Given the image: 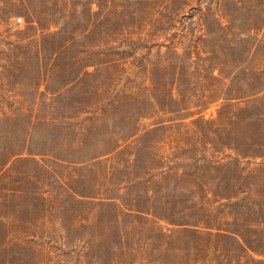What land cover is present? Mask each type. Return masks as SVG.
<instances>
[{
	"label": "rangeland",
	"instance_id": "374dc122",
	"mask_svg": "<svg viewBox=\"0 0 264 264\" xmlns=\"http://www.w3.org/2000/svg\"><path fill=\"white\" fill-rule=\"evenodd\" d=\"M31 1L35 11H43L52 4L61 9L66 1L75 2L82 11L86 0ZM3 2L0 0V50L5 48V41L26 40L35 32L27 24L32 16L19 14L4 18ZM91 9L97 24L93 44L133 40L137 43V57L123 61L116 56V62L100 67L87 82L89 85L83 87L88 88L86 94L76 90L61 96L41 94L45 85L38 93L33 89L16 91L12 101L28 116H14L2 124L11 143L26 142L23 156L44 165L42 170L31 167L30 176L38 172L44 176L31 183H38L41 192L48 190L51 194L45 202L31 200V206H48L44 205L48 213L34 230L43 232L46 240L43 245L28 249L30 261L35 264H210L211 257L203 256L202 245L193 248L189 235L183 234L182 238L179 233L170 232L178 230L177 225L122 214L133 205L134 197L144 198L148 189L156 197L168 196L172 200L176 195L174 211L165 213L170 218H191V215L194 218L196 212L220 218L230 215L229 221L237 218L245 235L250 236L248 230L253 231V238L263 251L264 169L257 164L261 159L242 158L241 171L235 170L234 164L230 171H211L196 161L202 157L235 156L241 150L248 154L258 150L252 142L242 140L235 116L227 124L229 121L221 120L218 110L224 98H230L229 113L241 118L239 108L246 107L256 93L264 90V0H95ZM68 15L67 10L65 16ZM3 94L12 96L6 89ZM263 94L264 91L259 95ZM130 97L138 101L132 109L115 108L114 99L122 98L121 106ZM213 98L221 99L199 112L202 102ZM258 98L249 111L260 117L256 114L259 110L264 112V97ZM97 99L100 103L95 111L91 105ZM1 104L4 108L5 102L1 101L0 109ZM193 112L200 114L190 117ZM92 115L97 117L91 120ZM154 125L157 131L148 138L140 161L134 166V150L128 145L133 142L130 134ZM258 127L264 128V121ZM89 129L93 131L86 142L78 145L80 132ZM206 129L211 131L207 137L203 134ZM197 136H205L206 142L180 147L185 140L192 142ZM115 139L127 141H120L119 153L99 158L95 163L91 161L94 167L71 164L79 156L78 151L80 154L103 152L115 144ZM161 170L171 173L162 178ZM234 171L249 176L258 186L252 187L253 194L242 205L240 202L241 207L236 210L217 203L201 205L203 194L187 179L188 176H228ZM142 175L150 179L148 184L127 185L130 178ZM68 189L76 192V196H62ZM116 195L123 201L99 205L105 198L113 200ZM60 197L65 200L61 201Z\"/></svg>",
	"mask_w": 264,
	"mask_h": 264
},
{
	"label": "trees",
	"instance_id": "16d2710c",
	"mask_svg": "<svg viewBox=\"0 0 264 264\" xmlns=\"http://www.w3.org/2000/svg\"><path fill=\"white\" fill-rule=\"evenodd\" d=\"M94 2L95 0L84 1L82 11L79 10L75 2L69 3L68 1H66V6H61V9L57 8V4H52L50 8H44L43 11H35V6L31 0H4L3 2L5 5L2 8L4 18L19 14L32 16L31 19L27 20V24L29 25L28 28L32 26L35 32L26 40L17 38L16 40L5 41V48L0 50V103L1 101L5 102L4 108L1 104L0 109V264H35L34 261H30L28 249L43 245L46 240L43 232H34V230L38 227L37 223L46 217L48 209L45 208L48 206L45 204V208L44 205L40 208L36 205L31 206V200L45 202L50 199L49 195H51L48 190L41 192L38 183H31L34 179L40 180L44 177L40 172L34 177L30 176L31 167L42 170L44 165L33 160L34 158L30 159L23 156L26 151V142H23V144L11 143L7 133L2 130V124L13 119L14 116H28L26 111L12 101L16 97V91L33 89L35 93H38L41 87L45 85V92L41 94L48 93L61 96L63 93L72 90L86 94L88 88L84 89L83 87L89 85L87 82L98 73L100 67L109 66L111 63L116 62L117 60L114 58L116 56L120 57L117 59L123 61L137 57L135 56L137 43L133 40H121L119 43L100 42L98 40L101 43L100 45L95 46L93 44L92 36L95 29H97L96 20L93 18L95 13L91 9ZM67 10L69 15L65 16ZM52 27H56V29L52 30ZM134 63L133 61L130 64L134 65ZM91 68L94 70L90 71ZM4 89L11 93V98L4 96ZM263 91L261 89L260 92L256 93L257 96L254 94L256 97L249 100L246 107L239 108L241 118L235 113L232 115L229 113V108L232 106L229 102L230 98H224L218 110L220 119L229 121L227 124H231L232 117L235 116L237 120L235 126H239L241 129L240 136L242 140L247 139L252 142L258 150L256 149L248 154L244 152L245 150L240 149L241 151L235 156L226 155L224 158L207 159L202 157L196 161L202 162L201 167H208L211 171L221 169L230 171V166L234 164L235 170L239 168L241 171L242 158H260L261 160L257 164H260V169H264V128L258 127L264 121V118H260L261 115H264V112L259 110L260 113L256 115H260V117H257L253 116L255 113L249 111L255 105L257 97H259L258 99L264 97V94L259 95ZM220 99L213 98L202 102L199 112L206 111L213 104L218 103ZM121 101L122 98L113 100L115 108L132 109L138 103L137 100L130 97L129 100H124L123 105L119 106ZM99 103L100 99L95 100L91 105L92 109L97 111L95 106L97 107ZM159 105L161 106V104ZM199 112H193L189 116L194 117L200 114ZM104 115L106 118V114ZM90 117L93 120L97 116L92 115ZM205 121L206 124H210L208 120ZM156 127L157 125H154L150 128L131 132L130 138L133 142L128 145L132 146L134 150V166L140 161V154L146 148L148 138L157 131ZM3 128L5 129L4 126ZM92 131L91 129L81 131L79 136L82 137L77 144L81 145L86 142ZM210 133L209 129L203 132L206 137ZM27 134L28 130L25 136ZM205 136H197L192 142L187 139L184 142L185 144L180 147L187 148L192 143H205ZM226 137L229 140V136ZM115 141V144L108 146L103 152L84 151L80 154L78 151L79 156L76 160L70 162L75 167L79 165H83L81 168L94 167L93 163L99 158L119 153L120 141L127 142L124 139H115ZM225 145L229 148L228 142ZM65 161L67 160L63 162ZM170 173L161 170L160 174H162V178H167ZM242 177V173L234 171L232 175L228 174V176H188L187 179L203 194L201 205L217 203L220 206L236 210L253 194L252 187L258 188L249 176ZM145 178L144 175L135 176L126 183L130 186L148 184L150 179ZM47 184L49 183L47 182ZM75 193L73 190L68 189L62 196H76ZM80 196L91 197L87 194ZM169 198L168 196L156 197L150 195L148 189L144 198L134 197L133 205L130 208L124 206L125 209L122 214L130 215L135 219L154 220V223L168 221L170 224L177 225L178 230L171 229L170 232H177L182 238L183 234L184 236L189 235L191 243H194L193 248L198 249L202 245L203 256L205 258L211 257L210 264H264V250L261 251L260 246L256 244L257 240L253 238L255 237L253 231L248 230L250 236L245 235V230L237 218H232L229 221L231 219L230 215L220 218L210 213H200L199 215L197 212L194 218H192L194 215H191V218H185L184 216H178L180 217L178 219L175 216L170 218L165 216V213L174 211L177 202L175 201L176 195H173L172 200ZM59 199L61 201L65 200L61 197ZM117 201L119 203L123 201V198L119 195H116L113 200L105 198L99 205L108 206L116 204ZM181 204L183 203L181 202ZM120 205L122 204L120 203ZM126 205L129 206V203H126ZM128 211H131V213ZM176 264L182 263L178 262Z\"/></svg>",
	"mask_w": 264,
	"mask_h": 264
}]
</instances>
